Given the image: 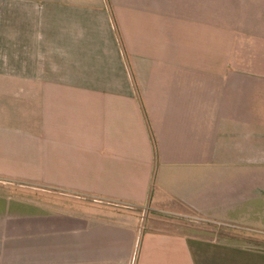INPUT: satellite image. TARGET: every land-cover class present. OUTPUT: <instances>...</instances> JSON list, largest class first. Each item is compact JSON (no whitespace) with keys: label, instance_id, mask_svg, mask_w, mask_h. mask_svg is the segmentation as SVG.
Wrapping results in <instances>:
<instances>
[{"label":"crops","instance_id":"crops-1","mask_svg":"<svg viewBox=\"0 0 264 264\" xmlns=\"http://www.w3.org/2000/svg\"><path fill=\"white\" fill-rule=\"evenodd\" d=\"M114 203L264 239V0H0V264H264Z\"/></svg>","mask_w":264,"mask_h":264},{"label":"rangeland","instance_id":"rangeland-1","mask_svg":"<svg viewBox=\"0 0 264 264\" xmlns=\"http://www.w3.org/2000/svg\"><path fill=\"white\" fill-rule=\"evenodd\" d=\"M16 185V184H15ZM48 193V192H44ZM51 196L53 197H64L67 199H71L72 201H88L86 196L83 195H76V194H69L64 193L63 191H52L50 192ZM113 211L119 210L123 211L127 214L128 217H134L135 215H140V217L145 218L148 216H159V217H176L182 221H175L174 223L180 224L184 227H190L192 229H198L200 231H205L208 234H217L218 237L226 239L227 237H230L231 235H234L237 239H241L244 242H246L248 239L249 242L254 241L250 240L253 236L255 238L259 237L258 232L253 233V231L248 232V230L245 227H235L230 224H224V223H216L212 221H204L203 219L199 218L196 215H193L191 212H174V211H156L149 208L147 205H125L122 203H114L112 205ZM112 211V212H113ZM129 222V221H128ZM147 222V221H145ZM254 234V235H253ZM233 236V237H234ZM263 237V236H262ZM262 237H259L261 239ZM262 242L263 240H255L254 242Z\"/></svg>","mask_w":264,"mask_h":264}]
</instances>
